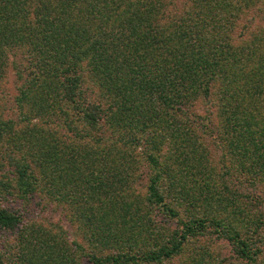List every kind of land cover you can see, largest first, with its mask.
Listing matches in <instances>:
<instances>
[{"label":"trees","instance_id":"obj_1","mask_svg":"<svg viewBox=\"0 0 264 264\" xmlns=\"http://www.w3.org/2000/svg\"><path fill=\"white\" fill-rule=\"evenodd\" d=\"M10 65L20 86L18 114L0 115V231L19 229V203L42 187L76 184L103 211L92 235L116 244L92 264L210 263L222 240L252 257L259 219L240 188L225 202L212 183L264 184V0H0V81ZM200 182V194L179 186ZM155 208L179 228L163 234ZM33 242L52 264L77 261Z\"/></svg>","mask_w":264,"mask_h":264},{"label":"rangeland","instance_id":"obj_2","mask_svg":"<svg viewBox=\"0 0 264 264\" xmlns=\"http://www.w3.org/2000/svg\"><path fill=\"white\" fill-rule=\"evenodd\" d=\"M19 59V58H18ZM20 81L18 80L16 71L13 66H9L5 77L0 81V115L3 114L5 118L14 117L18 114L16 112L15 98L17 96ZM87 94L95 101H98L99 92L94 87L91 81L87 83ZM95 89V90H94ZM200 111H204L202 105ZM214 161V160H213ZM217 165V162L214 161ZM219 168V167H218ZM142 172V173H141ZM146 165L140 163L138 174L141 175L139 183H133V188L136 193L143 198L146 197L147 179L150 176ZM201 177V176H200ZM199 178V177H198ZM221 178L218 179V181ZM193 180V179H192ZM198 181V179H196ZM222 181H226L222 183ZM161 187H165V183H160ZM205 183H179L182 191L185 194L192 195L193 192L200 194L201 188H204ZM213 187L223 192L227 197L225 202L231 200L233 188H240L243 196L240 198L241 207L251 211L250 219L253 217L259 219L260 227L252 235L257 242L255 251L251 254V258L240 260L232 251L229 243L225 240L208 244L211 248V254H206L210 263L204 264H264V184L258 183H229L227 177L221 180V183H212ZM228 185V188H224ZM75 186L65 188L63 185L57 189L52 190L48 187H42V191L34 198L29 199L25 203H19L23 209L25 217L21 226L16 231H0V256L5 260V264H52L54 259L48 255L51 248L36 246L33 239H37L40 234L45 242H51L52 239L57 242L54 251L65 250L67 247L71 254H76V262L71 264H92V255H110L115 249L116 244L113 239H106L105 233L102 236H93L91 232L92 227H98L101 233L105 227L99 222L98 217L103 211L98 200L87 199L82 200V196L75 192ZM168 187V184L167 186ZM70 190V192H64ZM72 191V192H71ZM52 192L54 196H49ZM74 195V196H73ZM249 195V198L247 197ZM81 201L76 204L75 201ZM239 203V204H240ZM10 206V203H7ZM11 207V206H10ZM215 207V206H214ZM223 207H227L226 204ZM159 208V207H158ZM155 208V221L159 223L161 232L169 235L179 228V221L170 216L169 213ZM215 208H218L217 206ZM90 209H93L95 215L94 224L90 222ZM228 210V207H227ZM187 215L188 213L185 212ZM216 213V212H215ZM248 212L246 213V215ZM181 215L185 217L182 213ZM254 215V216H253ZM87 219L88 222H87ZM116 233V232H115ZM56 256V255H55ZM180 261L176 260L173 264H178Z\"/></svg>","mask_w":264,"mask_h":264}]
</instances>
